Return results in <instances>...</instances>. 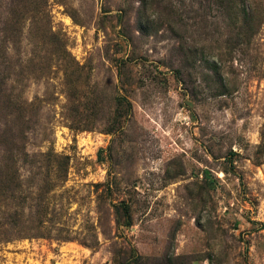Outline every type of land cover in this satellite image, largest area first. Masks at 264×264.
<instances>
[{
    "label": "rangeland",
    "instance_id": "1",
    "mask_svg": "<svg viewBox=\"0 0 264 264\" xmlns=\"http://www.w3.org/2000/svg\"><path fill=\"white\" fill-rule=\"evenodd\" d=\"M168 248L264 264V0H0V264Z\"/></svg>",
    "mask_w": 264,
    "mask_h": 264
},
{
    "label": "trees",
    "instance_id": "2",
    "mask_svg": "<svg viewBox=\"0 0 264 264\" xmlns=\"http://www.w3.org/2000/svg\"><path fill=\"white\" fill-rule=\"evenodd\" d=\"M167 251L163 256L158 258L139 256L131 259L127 264H193L194 260L191 257L176 255L170 248Z\"/></svg>",
    "mask_w": 264,
    "mask_h": 264
},
{
    "label": "bare ground",
    "instance_id": "3",
    "mask_svg": "<svg viewBox=\"0 0 264 264\" xmlns=\"http://www.w3.org/2000/svg\"><path fill=\"white\" fill-rule=\"evenodd\" d=\"M160 130V129H159Z\"/></svg>",
    "mask_w": 264,
    "mask_h": 264
}]
</instances>
